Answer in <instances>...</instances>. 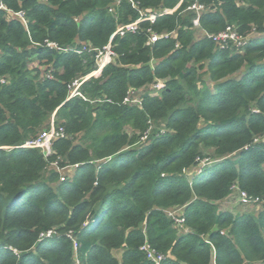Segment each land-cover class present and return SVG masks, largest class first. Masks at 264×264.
Here are the masks:
<instances>
[{
    "label": "trees",
    "instance_id": "1",
    "mask_svg": "<svg viewBox=\"0 0 264 264\" xmlns=\"http://www.w3.org/2000/svg\"><path fill=\"white\" fill-rule=\"evenodd\" d=\"M0 5V264H264V0Z\"/></svg>",
    "mask_w": 264,
    "mask_h": 264
},
{
    "label": "built area",
    "instance_id": "2",
    "mask_svg": "<svg viewBox=\"0 0 264 264\" xmlns=\"http://www.w3.org/2000/svg\"><path fill=\"white\" fill-rule=\"evenodd\" d=\"M179 1L182 2L183 0H179ZM0 9L6 10L1 5H0ZM189 9L194 10L196 13H199L202 10V7L194 4ZM165 13H170V12L166 11ZM11 16H14L15 18H17L18 20H20L22 22L23 25L26 26V20L24 18V14L22 12H17V13L11 14ZM148 19L153 20L154 15H150V17ZM196 23L197 22L195 21L194 24L196 25ZM135 28H136V23H133V24L127 25L125 27L119 28L115 34L123 35L124 31L131 32V31H134ZM159 38L160 37L153 35L150 37L147 44L154 43ZM209 38H211L212 41L215 44H217V46H219L220 48H224V47L228 46L229 44H231L234 48H241L242 46H244V44L246 42L245 38L238 36L237 33L235 32V30H233L231 27H227L223 32H221L215 36H209ZM48 45L50 46V44H48ZM113 57H114V53L111 50L110 43H108L107 46H105L102 50H100L97 53V55H96L97 70L95 72H93L91 75H97L101 71V69L111 61V59ZM88 77L89 76H87L86 78H88ZM72 85L74 87L72 90V94L76 95L77 94L76 88L78 87L79 83L74 82ZM154 88L155 89L161 88V84L157 83L156 85H154ZM131 93H133V92H131ZM131 96H133V95L130 94V97ZM123 102L124 103H139V99L138 98L131 99V98L127 97L124 99ZM62 137H63L62 128L56 129L53 125H51L48 130L43 131L35 140L30 141V142H26L22 147L23 148H30V149L31 148H38L44 152L45 156H48L50 154L51 142L56 138H62ZM145 138L146 137L144 136V137H142L141 140H144ZM68 169H71V168H68ZM62 180H64V179L60 178V181H62ZM231 199H233V198H231ZM235 202L241 203L242 205H255L259 201L258 200H250L245 193L241 192L237 195ZM260 205L264 206V199L262 200V204H260ZM175 221L179 227L182 226V223H183L182 218L175 219ZM50 234H51V232H48L45 235H41L40 238L42 239V238L48 237ZM73 247H74V249L76 248L75 242L73 243ZM140 251L145 253L146 258L148 260H151V261L156 262V263L159 262L162 258L161 255H157L152 249H150L146 243L140 248Z\"/></svg>",
    "mask_w": 264,
    "mask_h": 264
},
{
    "label": "rangeland",
    "instance_id": "3",
    "mask_svg": "<svg viewBox=\"0 0 264 264\" xmlns=\"http://www.w3.org/2000/svg\"><path fill=\"white\" fill-rule=\"evenodd\" d=\"M71 171H72L71 169L65 168L64 170L61 171V173H70ZM233 202H235V199H231V200H229V201L223 202V203L220 205V207H221L222 209H227V208L231 207L232 204H230V203H233ZM240 209H241V208H240ZM240 209H239V210H240ZM246 209H247V210H252V211H254V210L258 209V207L253 206V207H249V208H246Z\"/></svg>",
    "mask_w": 264,
    "mask_h": 264
}]
</instances>
